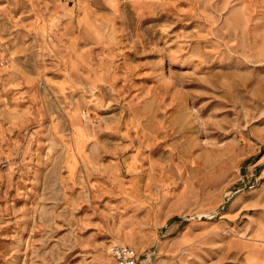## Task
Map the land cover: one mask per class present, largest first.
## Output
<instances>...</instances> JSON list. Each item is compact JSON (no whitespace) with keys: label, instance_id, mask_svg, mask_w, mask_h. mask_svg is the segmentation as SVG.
<instances>
[{"label":"rangeland","instance_id":"obj_1","mask_svg":"<svg viewBox=\"0 0 264 264\" xmlns=\"http://www.w3.org/2000/svg\"><path fill=\"white\" fill-rule=\"evenodd\" d=\"M264 264V0H0V264Z\"/></svg>","mask_w":264,"mask_h":264},{"label":"built area","instance_id":"obj_2","mask_svg":"<svg viewBox=\"0 0 264 264\" xmlns=\"http://www.w3.org/2000/svg\"><path fill=\"white\" fill-rule=\"evenodd\" d=\"M109 252L113 258V264H139V253L129 245L111 244Z\"/></svg>","mask_w":264,"mask_h":264}]
</instances>
